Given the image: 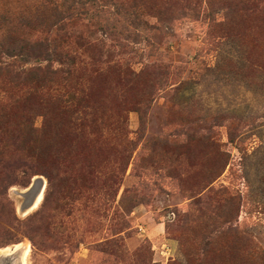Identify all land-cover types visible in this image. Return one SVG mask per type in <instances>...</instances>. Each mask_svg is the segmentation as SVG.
<instances>
[{"label": "rangeland", "instance_id": "obj_1", "mask_svg": "<svg viewBox=\"0 0 264 264\" xmlns=\"http://www.w3.org/2000/svg\"><path fill=\"white\" fill-rule=\"evenodd\" d=\"M50 1L0 0V61L45 75L0 71V172L30 179L0 183V264H264V0H59L47 31Z\"/></svg>", "mask_w": 264, "mask_h": 264}, {"label": "trees", "instance_id": "obj_2", "mask_svg": "<svg viewBox=\"0 0 264 264\" xmlns=\"http://www.w3.org/2000/svg\"><path fill=\"white\" fill-rule=\"evenodd\" d=\"M50 8L51 11L53 12V19L51 20V22H46L45 25L47 27V31H52V30H56L59 27L63 26L66 22V14L67 13H75L76 16H78V12L76 11V8L73 6H68L66 7L65 2H61L59 0H51L50 1ZM59 26V27H58ZM35 44H40L42 45L43 42H31V41H26V40H22L19 42H6L4 39L1 40V45L5 47V55L9 56V57H15L18 54H26L27 52L33 51L32 47L35 46ZM49 44H47V42H44V47L43 48H48ZM27 48H31V50H28ZM27 51V52H26ZM18 52V53H16ZM15 60L11 61V62H6V61H0V71L2 70H6V71H12V72H17V75L20 74H26L28 72H33L30 81H34L35 83H39L40 80H44L45 75L41 74L42 71V67L38 66L35 68H31V69H13L15 68V66H13ZM51 72V74H55L57 71L56 70H49ZM51 74H47V77L50 76ZM76 95L74 93H69L66 97L65 94H61L59 95V97H57L58 101L60 103H62L66 109H68L69 107L78 105V103L81 101L76 100ZM19 99L16 100V102H18ZM15 102V103H16ZM11 107V104H9V102H7V100H5V102L3 100L0 99V112L2 114L7 113V109ZM76 108V107H75ZM74 108V110H75ZM67 112V110H66ZM88 114H91V118L89 119L91 121V124H96V126H98L97 124H101L104 123L105 118L103 117L102 114H97L94 111L93 112H88ZM31 117L29 116L26 120H25V125L29 124V126H27L28 131L25 134H21L18 133H10V128L6 127V130H4V132L8 133L10 136V139H8L6 141V145L12 144L14 146H16L17 150L21 153V164L19 167H23L26 163V160H31L33 159L34 161L38 160L39 157H42L43 154L46 151V146L45 145H41L39 142V137L43 136L45 133L43 132V135H39V133L42 132L43 127L42 128H37L31 121ZM89 121V122H90ZM73 122V121H72ZM74 123V122H73ZM46 176L48 178V182H49V186L51 185V179L53 177V172H45ZM11 175L9 173H3L0 172V183L1 185H3L5 188H8L9 185L13 184V183H18L21 186L27 187L30 184V179H28L26 177V175H21L20 177H18L17 180L13 181L10 179ZM17 181V182H16ZM128 225L127 220L125 219L122 223L121 227H125V225Z\"/></svg>", "mask_w": 264, "mask_h": 264}, {"label": "water", "instance_id": "obj_3", "mask_svg": "<svg viewBox=\"0 0 264 264\" xmlns=\"http://www.w3.org/2000/svg\"><path fill=\"white\" fill-rule=\"evenodd\" d=\"M41 184V186L37 189L34 188V192H33V199L31 201V206L34 204V201L36 199V197L41 193L42 189L45 187V182L43 180H41V182H39Z\"/></svg>", "mask_w": 264, "mask_h": 264}, {"label": "bare ground", "instance_id": "obj_4", "mask_svg": "<svg viewBox=\"0 0 264 264\" xmlns=\"http://www.w3.org/2000/svg\"><path fill=\"white\" fill-rule=\"evenodd\" d=\"M42 192H43V189H42L41 193L37 196L36 202H38V201L40 200L41 195H42ZM36 204H37V203H36ZM3 250H4V251H5V250H8V247H7V248H4ZM6 252H7V251H6ZM24 254H25V253H24ZM0 256H3V255L0 254Z\"/></svg>", "mask_w": 264, "mask_h": 264}]
</instances>
